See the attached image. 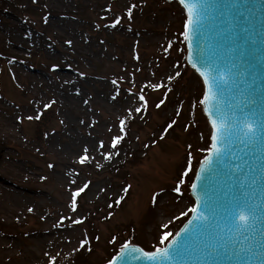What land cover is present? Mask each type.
I'll return each instance as SVG.
<instances>
[{"label": "rangeland", "instance_id": "1", "mask_svg": "<svg viewBox=\"0 0 264 264\" xmlns=\"http://www.w3.org/2000/svg\"><path fill=\"white\" fill-rule=\"evenodd\" d=\"M12 1L0 0V118L14 128H0V153L6 154L0 176L34 193L0 183V243H11L8 258L0 250V264H49L52 256L56 264H103L125 241L147 251L163 247L162 235H174L190 214V179L209 148L210 129L198 103L201 81L184 55L177 56V48L185 50L182 9L174 0ZM132 4L133 22L127 12ZM116 19L120 23L110 27ZM160 83L165 87L150 86ZM141 88L149 105L165 103L130 115L143 104ZM37 114L39 120L27 119ZM121 119L128 134L120 154L106 160L100 153L116 151L110 138ZM85 146L94 159L81 165ZM189 155L192 168L184 176ZM85 180L91 183L78 198V214L72 213L70 186ZM118 196L124 198L116 203ZM67 217L85 219L75 225ZM49 230L61 233L57 243L37 247Z\"/></svg>", "mask_w": 264, "mask_h": 264}, {"label": "water", "instance_id": "2", "mask_svg": "<svg viewBox=\"0 0 264 264\" xmlns=\"http://www.w3.org/2000/svg\"><path fill=\"white\" fill-rule=\"evenodd\" d=\"M175 1L183 9L187 20L186 10L179 0ZM201 2L206 11L198 30L193 33L189 29L191 54L188 51L189 41L186 40V55L185 50L183 52L186 66L201 79L204 92V80L196 68L192 67V62L201 70L210 69L213 76L223 77L227 81L222 83L220 89L213 87L216 93L213 107L222 109L230 122L244 118L250 121L264 120V0ZM242 29L247 30V42L238 39ZM200 107L211 128L203 106ZM241 140L246 138L233 136L227 147L220 145L223 155L219 159L214 158L213 163L210 166L205 165V170L201 171L203 162L211 156L208 152L200 161L193 179V183L197 185L196 189L192 186L190 189L194 206L198 201H206L207 207L214 210L211 213L205 211L204 207L200 209L204 215L213 217L211 227H205L187 238L182 255H172L170 250L172 259L160 261L158 264H264V213L255 221L254 228L245 234L248 239L234 231L229 232L231 224L228 215L236 201H254L258 213L264 207V139L257 138L254 144L241 143ZM237 165L242 167L238 169ZM198 175L200 180H197ZM253 177L256 183L249 187ZM0 183L4 186L12 185L16 191L34 193V190L16 186L13 181L1 179V176ZM192 216L191 213L182 226L181 222V228L176 234L189 227ZM221 237L229 241L227 246H223ZM120 264L153 262L125 256Z\"/></svg>", "mask_w": 264, "mask_h": 264}, {"label": "snow or ice", "instance_id": "3", "mask_svg": "<svg viewBox=\"0 0 264 264\" xmlns=\"http://www.w3.org/2000/svg\"><path fill=\"white\" fill-rule=\"evenodd\" d=\"M35 2V0H34ZM179 3L184 7V9L187 12V20L185 23V31L183 33L184 39L186 41H189V48L188 51L191 54V43H190V32L189 29L194 33L198 30L200 21L202 16L204 15V12L206 11L205 6L202 4L201 0H179ZM136 4H132L131 7L128 8V18L132 19L133 16V9L136 8ZM239 14V13H237ZM120 23V19H116L110 27H116ZM247 30L242 29L240 35L238 36V39L241 41L247 42L248 37L246 35ZM67 43L71 44V41H68ZM139 59V57H136ZM189 60L191 62V55L189 57ZM205 66L206 62H205ZM55 67V66H54ZM192 67L196 68V70L199 72L200 76L204 80L205 84V92L203 94V98L198 101L200 105L203 106V111L208 116V122L211 125L210 130V139H211V146L207 149L209 153H211L210 157H207L205 161L203 162V165L201 167V171L205 170V165L210 166L213 163V159H219L223 155V148L220 145H223L224 147H227L229 143L232 142V137L236 136L239 138L240 136H243L246 138V140H241V143H249L254 144L257 140V138L264 139V120H254L250 121L247 118H244L242 120H237L235 122H230L226 117L222 109L219 107H213V101L216 98V93L213 91V87L215 86L217 89H220L222 87V83H227L226 80H224L223 77H216L212 75L211 70H201V68L197 67V64L195 62H192ZM83 75V73H81ZM174 75L178 76L179 72L174 73ZM173 76H169L167 79L171 80ZM112 83L115 85L117 84V81H112ZM153 89H158L161 87H165L163 83L160 84H151L150 85ZM144 89H140V93L138 95V99L143 102L142 106H137L134 108L129 109V114L131 113H142L146 112L148 110V100L145 98V95L143 94ZM167 91H171L170 88L167 89ZM116 95H119V89L117 88ZM113 99H115V96H113ZM55 101L52 100L48 104L44 105V108H50L52 104H54ZM165 103L164 99H161L156 105V108H160L161 105ZM177 115H179V112H177ZM39 120L40 114H37L35 116L29 115L27 117L28 120L32 119ZM176 123L175 120L171 121L166 128L163 130L164 134H167V130L172 128V126ZM127 128L128 125L126 123V119H121L119 121L118 129L115 133H113L112 137L110 138V149H115L116 151L108 150L101 152V156L106 160H111L115 156H118L120 154L118 145H120L127 136ZM111 130V129H110ZM163 138V137H162ZM138 139V138H137ZM105 145L103 141H100L98 143L99 149H104ZM94 159V157H91L89 155V149L87 146L83 149V154L79 156V164L85 165L91 162V160ZM192 157L189 155L188 160V167L187 170L183 173L184 176L187 175L188 171H191L192 164H191ZM53 165L49 164V167H52ZM98 167L101 165H97ZM242 166L237 165V168L240 169ZM71 175V174H70ZM201 177L198 175L197 180H200ZM76 181L73 180L72 184H75ZM91 181L85 180L82 184L78 185L75 188H71L70 186V199L68 203V207L72 213L78 214V208H79V201L78 198H81V194L85 192L86 189L89 188ZM180 183H183V180H180ZM256 183L255 178H251L249 187L254 186ZM131 186L128 185L123 189V191L126 193L128 191V188ZM197 185L195 183L192 184V188L196 189ZM176 192H180V188L177 187L175 189ZM154 194V200H155ZM123 196H118L116 203H119L120 200H122ZM201 207H204L205 211L214 213L213 209H210L207 207L206 201H198L195 206H193L189 211L193 214L192 220L189 221V227H186L182 230V232L177 233L176 237H174L171 241H169V237H172L173 234L171 232H165L161 239L160 244L164 245L166 241H168L167 245L165 247H156L154 251H147L142 247L134 246L132 245L131 241H125L119 251V254L117 256H114L112 259L108 261V264H120L121 261L124 260L125 256H132L134 259H146L148 261L153 262V264H158V262L163 260H171L172 256L170 255V250L172 252V255H182L185 251V245L184 241L189 238L192 234L198 233L201 231V229L205 227H211V219L213 217L204 215L203 212L200 211ZM257 206L255 205L254 201L244 200V201H236L230 209L228 220L231 224V228L229 229V232H236L240 235L244 236V239H248L247 235H245L251 228H254L255 221L258 219V217L261 215V213H264V207H261V212L258 213L256 211ZM29 212L32 211L31 208L28 209ZM71 220L72 224L80 225L83 223L85 217L80 218H73V217H67ZM63 219V218H62ZM165 227H167L165 225ZM98 240L99 237H96ZM221 240L223 241V246H227L229 243L228 240H224L223 237H221ZM87 243V240H83L80 242V247L84 248L85 244ZM90 250V249H87ZM49 264H56V257L52 256L50 259Z\"/></svg>", "mask_w": 264, "mask_h": 264}, {"label": "bare ground", "instance_id": "4", "mask_svg": "<svg viewBox=\"0 0 264 264\" xmlns=\"http://www.w3.org/2000/svg\"><path fill=\"white\" fill-rule=\"evenodd\" d=\"M0 112H1V106H0ZM1 127L4 128V130L8 131V132H10V131H12L14 129L11 126V122H10V120L8 118H0V128ZM4 157H6V154L5 153H3V154L0 153V159L3 160V159H5ZM10 172H6V174H9ZM0 189L3 190L1 187H0ZM9 201L11 202L10 204L13 207L17 206L16 199L9 198ZM59 236L61 237V233H57V232H53V231L49 230L48 236H43L42 235V238L37 239L36 246L40 247L41 245H43V248H46V247L48 249L52 248L53 247V242L57 243V240L59 239ZM10 248H11V243H0V250H1V252H3V254H7V255H5V256H7V258L9 256L7 250H10ZM9 252H11V251H9Z\"/></svg>", "mask_w": 264, "mask_h": 264}, {"label": "trees", "instance_id": "5", "mask_svg": "<svg viewBox=\"0 0 264 264\" xmlns=\"http://www.w3.org/2000/svg\"><path fill=\"white\" fill-rule=\"evenodd\" d=\"M7 2V3H14L12 0H4V2ZM146 7V6H145ZM140 9H142V10H138V11H141V12H143V8H140ZM26 9H24V10H22L21 12L23 13L22 15H23V18L25 19V20H27V18H29V15L28 14H26ZM150 12H152L151 11V9L150 8H146L145 10H144V13H150ZM126 20V19H125ZM135 20V18H133L132 17V19H130V21L131 22H133ZM29 25L32 27V28H34L35 27V21H34V24H31L30 22H29ZM177 52H178V54H177V56H181V55H183V49L182 48H177ZM153 54H156V56L157 57H160V56H164V54H163V52H161V51H158V50H156V51H153ZM147 93H146V95H148L149 94V92L148 91H146ZM148 106H152V107H155V104L153 105V104H150L149 105V103H148ZM44 121V120H43ZM42 121V122H43ZM90 216V214H88V217ZM89 218H91V217H89ZM3 225H1L0 224V227H2ZM130 229H131V235H129V238L130 239H133V240H135V238L137 237L136 235H135V233H134V229L130 226ZM88 230V234H89V236H90V234L92 233V229L91 228H89V229H87ZM87 234V235H88ZM112 237L110 236V238H109V241H108V243H110L111 244V241H112V239H111ZM87 239H89L88 237H87ZM94 243V241H93V236H92V239H90V241H89V243H88V248L87 249H90V250H87V252L89 253V252H92V250H93V247H92V244ZM117 250V249H116ZM116 250L109 256V258L107 259V260H105L104 262H103V264L104 263H106L109 259H110V257L116 252Z\"/></svg>", "mask_w": 264, "mask_h": 264}]
</instances>
